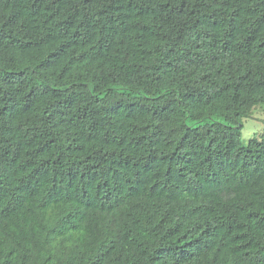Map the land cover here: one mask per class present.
Instances as JSON below:
<instances>
[{"label": "trees", "instance_id": "trees-1", "mask_svg": "<svg viewBox=\"0 0 264 264\" xmlns=\"http://www.w3.org/2000/svg\"><path fill=\"white\" fill-rule=\"evenodd\" d=\"M264 0H0V264H264Z\"/></svg>", "mask_w": 264, "mask_h": 264}, {"label": "rangeland", "instance_id": "rangeland-1", "mask_svg": "<svg viewBox=\"0 0 264 264\" xmlns=\"http://www.w3.org/2000/svg\"><path fill=\"white\" fill-rule=\"evenodd\" d=\"M243 124L242 140L247 143L256 134L260 135L264 131V110L259 108L250 117H244Z\"/></svg>", "mask_w": 264, "mask_h": 264}]
</instances>
